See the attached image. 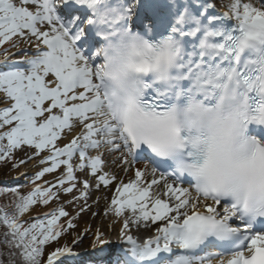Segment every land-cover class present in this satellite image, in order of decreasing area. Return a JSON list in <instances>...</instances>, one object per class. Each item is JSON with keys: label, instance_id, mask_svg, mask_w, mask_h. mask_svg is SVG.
I'll list each match as a JSON object with an SVG mask.
<instances>
[{"label": "snow or ice", "instance_id": "6c2138e0", "mask_svg": "<svg viewBox=\"0 0 264 264\" xmlns=\"http://www.w3.org/2000/svg\"><path fill=\"white\" fill-rule=\"evenodd\" d=\"M0 49V264H67L102 188L120 264H264V0H0Z\"/></svg>", "mask_w": 264, "mask_h": 264}, {"label": "rangeland", "instance_id": "374dc122", "mask_svg": "<svg viewBox=\"0 0 264 264\" xmlns=\"http://www.w3.org/2000/svg\"><path fill=\"white\" fill-rule=\"evenodd\" d=\"M224 1L225 0H223V3L226 4ZM5 47H7V45H5ZM25 47H28V46L25 45ZM2 51H3V49L0 50V52H2ZM32 51H33V49L31 47H28V52L31 53ZM22 58H23L22 54L14 56V59H17V60L22 59ZM62 143H63V141H62ZM22 156H23V153H21V152H16L15 153V158L16 159H18V158H20ZM33 161H35V160H33ZM12 162H14V161L3 162L0 165V180H10L12 177H15V176L18 175V171H19L20 167L15 169V170H13L12 167H11ZM31 162L32 161L28 162L24 166H29ZM112 170L115 171L116 169L113 168ZM32 172H29V175H31ZM120 175L122 176V178L126 182L128 179L133 178L134 174H132V173L129 174V172H128L127 175H124V174H120ZM51 178L52 177L50 175L45 177V179H51ZM25 183H26V179L25 180L24 179H20V181L18 183H16V184H7V186L15 187V186H18V185H23ZM27 190H28L27 188H21L22 192H26ZM96 194H98V193L93 191L92 198L89 199L88 203L93 205V207H92V211L93 212H100L101 209L98 208V205H96L95 202H94L96 199H98L97 198L98 195H96ZM109 199H110V197L107 196V200H109ZM54 206L55 205H50V207H54ZM101 208H102V206H101ZM44 210H46V209H43V208L36 209V211H38V212L39 211H44ZM68 211L72 212V211H74V208H69ZM102 215H103V213H102ZM103 216H105V215H103ZM96 219H97V216L93 217L90 212L89 213H85L77 221L78 227L75 230L71 231L68 235H66V236H64L62 238L61 244L67 243L70 246H71V241H72L73 238H76L78 240V243L73 247V250L74 251H78L79 254H78L77 257H73L72 259H70V260L74 261V263H70L68 261L67 264H108V257L109 256L108 257H104L103 259H97V257L95 256L94 252H90V253H86L85 252L86 248H88L92 244L91 240L93 239V236L92 235H88V234L86 236V234L84 233L83 227H88ZM82 240H85L86 242L85 243H81ZM111 255H112V253H110V256ZM62 259H64V258H62Z\"/></svg>", "mask_w": 264, "mask_h": 264}, {"label": "bare ground", "instance_id": "6f19581e", "mask_svg": "<svg viewBox=\"0 0 264 264\" xmlns=\"http://www.w3.org/2000/svg\"><path fill=\"white\" fill-rule=\"evenodd\" d=\"M225 3H227V0L224 1ZM219 4V3H218ZM220 10H226L224 7L220 6L218 7ZM0 59H2V56H0ZM14 59V57H13ZM35 164L36 161H32L30 163L29 166H21L18 174L21 172H34L36 170L35 168ZM145 164H148L149 166H151V162L145 159H139L137 160L136 164L134 165L135 167H140L142 168ZM132 173L134 174L133 171H129V174ZM134 178V175H133ZM23 179V178H22ZM97 198L99 199V205L98 208L101 209V215L97 216V219L95 221L92 222V224H90L88 227H83L84 229V233L86 232V236L88 235H92L93 239L91 240V245L86 248L85 252L89 253V252H97L99 249L103 250V248L105 249H110V248H114L116 247L117 243H122L121 240L119 239V230L121 225L117 222V220L115 219L114 216H112L111 214H109L108 216H103L102 213L104 211V209L107 206L108 200L105 198L106 196L110 197L111 193L108 190L105 189H101L100 192L98 194ZM102 206V208H101ZM90 229V230H88ZM99 231L101 233V239L104 241L103 244L97 243L95 241V233ZM131 235H133L134 238L137 239H141V238H147V236L149 235V233L143 229H141L140 231H137V229L133 226V228L131 229L130 233ZM80 242V241H79ZM85 240H82L81 243H85ZM74 251V250H73ZM75 253H77V255L75 257L78 256L79 252L78 251H74Z\"/></svg>", "mask_w": 264, "mask_h": 264}, {"label": "trees", "instance_id": "16d2710c", "mask_svg": "<svg viewBox=\"0 0 264 264\" xmlns=\"http://www.w3.org/2000/svg\"><path fill=\"white\" fill-rule=\"evenodd\" d=\"M2 163H3V162H0V165H1ZM4 187H8V186L1 185V184H0V203H5V202H7V201H9V200L12 199L11 193H4V192L2 191V189H3Z\"/></svg>", "mask_w": 264, "mask_h": 264}, {"label": "water", "instance_id": "95a60500", "mask_svg": "<svg viewBox=\"0 0 264 264\" xmlns=\"http://www.w3.org/2000/svg\"><path fill=\"white\" fill-rule=\"evenodd\" d=\"M0 183H5L6 184V182H3V181H0Z\"/></svg>", "mask_w": 264, "mask_h": 264}]
</instances>
